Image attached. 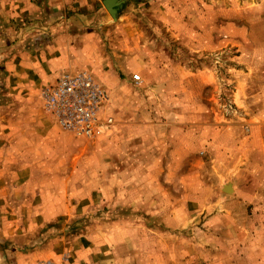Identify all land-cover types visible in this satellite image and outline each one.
<instances>
[{
	"label": "rangeland",
	"instance_id": "1",
	"mask_svg": "<svg viewBox=\"0 0 264 264\" xmlns=\"http://www.w3.org/2000/svg\"><path fill=\"white\" fill-rule=\"evenodd\" d=\"M9 1L0 49L58 44L113 119L102 134L60 128L66 149L46 158L41 177L69 175L73 193L72 212L35 231L65 251L47 264H264V157L238 142L252 122L242 76L264 69V0H122L116 16L105 0Z\"/></svg>",
	"mask_w": 264,
	"mask_h": 264
},
{
	"label": "crops",
	"instance_id": "2",
	"mask_svg": "<svg viewBox=\"0 0 264 264\" xmlns=\"http://www.w3.org/2000/svg\"><path fill=\"white\" fill-rule=\"evenodd\" d=\"M16 1L23 7H33L36 0H14L12 4ZM31 12L34 16V8ZM25 14L29 13L23 8ZM65 54L58 44L50 53L0 49V264H47L58 261L65 252L59 251L54 241L41 240L35 232L52 216L71 213L73 208L69 175L41 177L42 167L50 166L46 159L49 152L58 154L66 149L63 141L69 136L46 110L41 96V88L69 68ZM262 72L242 76L239 99L246 103L245 112L252 122L247 132L240 129L238 140L241 144L251 141L261 153L264 109L251 110L249 103L264 102V69ZM23 90L28 92H20ZM230 127L217 126L216 132L226 135ZM86 196L80 195V201Z\"/></svg>",
	"mask_w": 264,
	"mask_h": 264
},
{
	"label": "built area",
	"instance_id": "3",
	"mask_svg": "<svg viewBox=\"0 0 264 264\" xmlns=\"http://www.w3.org/2000/svg\"><path fill=\"white\" fill-rule=\"evenodd\" d=\"M136 82L140 76H135ZM45 106L65 131L78 135L102 134L113 123L102 119L100 111L107 99L103 87L85 71L66 70L43 89Z\"/></svg>",
	"mask_w": 264,
	"mask_h": 264
},
{
	"label": "bare ground",
	"instance_id": "4",
	"mask_svg": "<svg viewBox=\"0 0 264 264\" xmlns=\"http://www.w3.org/2000/svg\"><path fill=\"white\" fill-rule=\"evenodd\" d=\"M122 0H105L106 7L113 16H116L117 10L121 6Z\"/></svg>",
	"mask_w": 264,
	"mask_h": 264
}]
</instances>
